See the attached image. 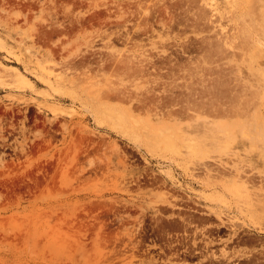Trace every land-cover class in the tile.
Wrapping results in <instances>:
<instances>
[{"label":"rangeland","instance_id":"374dc122","mask_svg":"<svg viewBox=\"0 0 264 264\" xmlns=\"http://www.w3.org/2000/svg\"><path fill=\"white\" fill-rule=\"evenodd\" d=\"M0 264H264V0H0Z\"/></svg>","mask_w":264,"mask_h":264}]
</instances>
